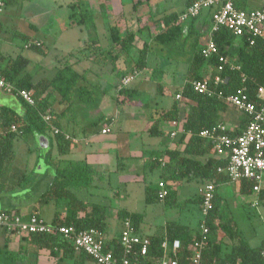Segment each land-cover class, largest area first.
<instances>
[{"label":"trees","instance_id":"1","mask_svg":"<svg viewBox=\"0 0 264 264\" xmlns=\"http://www.w3.org/2000/svg\"><path fill=\"white\" fill-rule=\"evenodd\" d=\"M193 1L186 0L183 10L166 13L156 20L157 23H161V30L154 36V40L157 43L169 47L171 52L173 47L178 46V44L183 46H186L188 42L190 44V64L186 74V82L180 89L187 103V108H184L183 130L179 134L177 143H182L186 138L188 139L185 141V147L182 151L175 148H165L152 150L149 153L150 156L146 163L147 172L160 170L161 173L156 183L145 187V199L148 203L160 200L158 196V181L160 179L167 181L170 185L169 194L164 199L170 204L175 202L177 194V190L172 186L171 182L182 179H199L203 184L213 182L215 184L213 208L205 216V223L209 231L205 235L201 233L203 197L200 193H197L195 196L188 198L190 202L197 204L201 214L197 227L194 228L188 224L175 221L167 222L163 233L147 235L149 238L147 255H141L139 250L126 255L131 261L138 264H153L155 260L164 255L162 244L165 240L172 243L174 240L179 239L182 242V246L178 250L177 256L182 264H189L192 252L191 246L195 240L205 239L206 246L202 251V264H264L262 256L264 237L260 244L252 246L241 232L227 200L219 192L221 184L231 181L228 175L218 171V167L226 165L227 159L213 156L211 154L213 143L201 135L202 129L212 128L219 122H224V115L232 108L219 96V91L223 92L224 95H228L246 86L248 92L255 97L257 88L264 86V37L256 38L255 43L251 44L248 37L237 36L229 28L223 26L213 37L219 53L212 55L210 58H205L202 54L204 47L202 38L210 29L212 10L202 12L204 21L200 27L194 22L201 15L186 21H178L180 14ZM250 1L236 0L235 4L239 8H246L249 6ZM4 2L5 5H8L12 2H18V0H4ZM142 2L144 3V1H139L136 4ZM83 16L84 18L79 19L78 22H83L86 25L91 22V19H85V15ZM110 35L112 40L111 48L120 46L124 53L129 56L132 55L131 50L137 40V32L130 30L125 35H122L117 25H114L110 28ZM20 36L24 43L23 47L30 44L28 48L34 49L40 54L44 53L42 42L40 45L31 44V41H35V39H30L23 34H20ZM150 51V46L145 41L138 55L133 59V65L123 73L124 76L133 73L134 70H145L148 67ZM220 55L232 58V60L241 65L240 69H225L222 73L225 81L218 85H214L211 81L210 85L216 91L214 95L210 96L208 93L195 91L193 82L206 77V66H212L211 72L207 74L211 77L210 79L215 76L214 67L220 63ZM3 57L8 58V60L5 65L0 66V76L14 82L19 88L32 91L36 101L35 105H31L19 95L13 93L18 96L25 107L24 116L18 114L10 107L0 106V192H17V188H24L30 183L31 174L26 170L20 169L14 163V139L18 135L28 132L46 134L52 131L50 124L42 117L47 112L52 116L50 123L59 128L58 115L55 114L53 109L54 95L58 94L60 100L67 104L65 111H68L72 108V98L75 92L82 101H89L93 97V89L78 85V82L84 78V74L76 70L72 65H64L52 78H41L34 82L31 77L22 74L29 64L28 57L22 54H18L15 57L8 55ZM44 93L46 94L44 95ZM176 93L177 91L174 95ZM120 96H123L124 99H118V104H122L125 99H135L137 94L135 90L126 87L120 90ZM181 110V103L175 98L172 106L168 109H163L160 117L156 119L157 121L150 126L148 130L150 134L153 136L165 135L166 130L161 127L162 123L181 119ZM101 120L98 119L93 125L99 124ZM246 123L247 118L243 115L238 127L233 131L228 130L227 132L232 136L238 135L242 132ZM12 126H15L16 129L13 130ZM54 134L59 154H67L72 146V141L62 131ZM188 134H190L189 137L187 136ZM163 158L167 159L165 165H162L161 160ZM94 175L95 171L85 162L58 168L53 180L34 201V207L30 214L40 215L38 209L53 202L65 207L67 214L61 217L59 211H56L52 222L47 221L48 223L56 226H74L77 230L93 228L97 229L102 235L109 233L110 225L107 206L97 202L87 203L75 191L76 189L90 187ZM238 183L242 193L253 192L254 183L252 181L242 180ZM258 200L264 206V188L259 192ZM0 211L15 212L25 218L30 215H23L18 208H7ZM81 212H83V215H81ZM126 218H130L134 227L140 231L143 214L126 209L117 211L116 219L121 224ZM5 230L10 234L19 233L17 229ZM120 232H117L112 240H104L105 250H112L118 256L124 254L120 241ZM24 235L30 237L32 241L39 245L49 248L52 252L55 249H63L64 255L67 256L76 252L73 242L58 232L29 233ZM79 257L92 259L90 255L83 251L79 252Z\"/></svg>","mask_w":264,"mask_h":264},{"label":"crops","instance_id":"2","mask_svg":"<svg viewBox=\"0 0 264 264\" xmlns=\"http://www.w3.org/2000/svg\"><path fill=\"white\" fill-rule=\"evenodd\" d=\"M34 1L35 3L33 4L42 7L41 10L47 15V25L45 24V27L41 28V30H43V34L53 38V48L56 54L49 57L51 52L45 47V40L30 34L31 31H38L37 24L29 23L27 30L30 32L21 33L20 31H16L15 35L20 39V34H23L30 39L41 41L44 47V53L41 54L43 56V64L40 67H46L47 65L51 69L56 68L57 70L51 77L42 76L35 79L31 70L27 69L28 65H30L29 59V64L22 74L31 77L32 81L36 82L41 78H52L60 68L69 64L84 74V78L78 82V85L93 89V97L89 101H82L75 92L72 98V108L65 111L67 104L60 100L58 94L54 95L55 102L53 109L55 114L58 115V127L72 141V146L67 154L60 155L56 144L53 159L50 155H44L45 157L41 156V159L44 158L46 164L51 166V169L45 168L38 170V173L34 172V170L29 172L32 175L30 183H33V185L30 184L31 188L35 187L38 192L40 191L39 196L53 180L58 168L84 162L90 165L95 171L93 182L90 187L76 189L75 191L87 203L93 202L90 201V197L93 195L92 187L95 181L100 180L102 177L105 180L108 177L109 180H115L120 183H131L135 180L145 181L146 175L152 173L146 170V163L150 156L149 153L152 150L175 148L182 151L185 147V141L188 139L186 138L182 143H177L180 133L176 137H172L169 134V131L171 132L172 130L171 121H164L162 123L161 127L166 130L165 136L167 137L164 141L156 139L155 137L158 136H153L148 131L150 126L160 117L161 111L170 108L173 104L172 102L170 106V102H164V96H171L175 99V95L181 93L180 89L186 82V74L190 62L189 57L185 65H178L176 70L170 71L171 63L174 61H167L165 59V53L160 52L164 49L170 51V48L154 40V36L161 30V23H157L156 20L166 13L183 10L186 0H170V5L166 3L168 0ZM139 1H144V3L136 4ZM45 2L48 4L47 8L44 6ZM251 3H253V6H257L259 1L255 0ZM178 4L181 5L180 8L178 10L174 9ZM52 5L57 7L59 14H55L50 10ZM83 15H85V19H91L88 27L83 22H78L79 19L84 18ZM203 17L204 14H201L195 20L194 23L198 27L203 24ZM2 19L3 17L0 18L1 36L3 33ZM74 22L80 25L78 30ZM114 25H117L122 35H125L130 30L137 32V40L134 43V48L131 50L132 55L129 56L124 53L120 46H113L111 48L110 28ZM56 28H58V31H54ZM146 32H148L147 35ZM207 35L208 32L202 38L204 43ZM145 36H148V38L146 39ZM145 41H147L151 49L148 67L142 70L143 74L140 75L141 77L133 86L129 87V89L135 90L137 97L133 100L125 99L122 104H118V99H124V97H119L120 92L117 86L124 76L123 73L133 65V59L138 55ZM77 45L84 46L85 52H81L79 55L74 53ZM187 45H190L189 42ZM155 47L159 49L158 54L155 52ZM4 53V51H0V66L5 65L8 60V58L3 57L5 55ZM45 59L47 60L45 61ZM149 69L150 72L148 73L147 71ZM211 69L210 66H206L205 75ZM151 73L152 75H149ZM153 74H156L157 77L152 81ZM176 91L177 93L174 95ZM0 93L2 94L0 106L10 107L18 114L25 115V107L17 95H10L13 93H7L2 89H0ZM146 93L151 94L153 100L150 102L155 99L160 100L154 102L155 105H159L155 110L151 109L149 100L146 101L148 97L144 98L145 101L141 99L142 94ZM160 96L163 98L162 100ZM8 100H10L9 103H7ZM181 108V112L185 113L184 108H187V105L181 103ZM242 117L243 114L232 107L224 115V122L227 124L229 130L233 131L238 127ZM98 119L102 120L94 126V122L98 121ZM120 122L124 125V128H121L120 131L124 133L123 135L113 133V125ZM107 125L110 128L112 126L111 131L103 133L102 129ZM38 135H40L39 140L42 142L40 145L39 141L41 149L49 147L51 138L55 140L53 131ZM131 146L134 147L133 151L129 150ZM211 154L215 156L213 151H211ZM121 157L123 158L121 159ZM115 158L118 159L117 163L114 161ZM42 171H44L43 174L41 173ZM113 172L114 174H118L117 178L113 177ZM32 179L37 180V182H33ZM179 181L187 182L189 180L182 179L173 181L171 182L172 186L174 187ZM202 184L199 185L197 193H199ZM232 184L237 192L242 193L239 183L233 181L221 184L219 192H221L222 188L233 187ZM28 187L29 184L24 188H17L18 193L23 191V199L18 198L19 195L16 191H1L0 201L5 202L9 201V199H12V201L6 206H0V210L18 208L23 215L28 216L32 212L34 201L38 198V196L33 199L30 198V190ZM242 194L249 198L255 195L256 198L254 192ZM249 198L245 199L244 206L250 201ZM254 199H251V202H249L252 207L255 206ZM44 206L46 210L50 207L49 211L53 215V218L56 211H59L61 217L67 214L65 207L53 202ZM40 208H43V206ZM40 208L38 212L44 217L40 212ZM24 209L27 211H24ZM81 215H83V212H81ZM44 219L46 220L45 217ZM120 231H116V233ZM113 237H115L113 231L103 235L105 241H110ZM0 264L96 263L92 259L80 258L78 251L69 256L64 255L63 249H55L52 252L49 248L32 241L30 237L20 233L10 234L5 228L0 226Z\"/></svg>","mask_w":264,"mask_h":264},{"label":"built area","instance_id":"3","mask_svg":"<svg viewBox=\"0 0 264 264\" xmlns=\"http://www.w3.org/2000/svg\"><path fill=\"white\" fill-rule=\"evenodd\" d=\"M253 1L255 0H251L250 3ZM258 1L257 6L249 3L250 5L246 8H239L235 4L236 0H194L180 14L178 21H186L200 16L203 11L212 10L210 29L202 49L204 57L210 58L212 55L219 53L213 37L223 26L229 28L237 36L248 37L251 44L255 43L256 38L264 37V0ZM4 6V0H0V18ZM32 43L40 45L41 41L35 40L31 41ZM29 45L27 44L26 47L28 48ZM219 61L220 63L214 67L215 76L212 79L209 75H206L205 78L193 82L195 91L208 93L210 96L216 94L215 89H212L210 84L213 82L214 85H218L225 81L222 76L225 69L239 70L241 67L240 64L225 55H220ZM210 68H212L211 65ZM141 74L142 70H134L133 73L123 76L117 86L118 91L130 87L131 83ZM0 89L7 93L19 95L31 105L36 103L32 91L19 88L14 82L6 80L2 76H0ZM219 96L231 107L246 116V126L241 133L232 136L227 132L229 130L227 124L219 122L212 128L202 129L201 135L213 143L212 151L216 157L227 159L225 166L218 167L219 172L228 175L233 182L250 180L254 183L253 192L257 195L254 205H258V194L264 188V86L257 88L255 97L248 92L246 86L228 95H224L223 92L219 91ZM175 98L182 104L187 105L181 93H177ZM42 117L50 124L54 133L61 131L50 123L52 116L49 112L42 115ZM182 122L183 119L171 121L172 130L170 135L172 137H176L182 132ZM12 129L15 130L16 127L12 126ZM110 131L109 125L102 129L103 133ZM187 136L189 137L190 134ZM166 160V158L161 160L162 165L166 164ZM158 187V196L160 200H164L169 194L170 185L167 181L160 179ZM199 193L203 197L201 211L203 219L200 229L201 233L205 235L209 231L205 223V216L213 208L215 184L213 182L204 183L200 187ZM121 225L120 241L124 254L118 256L112 250H105L103 235L97 229L77 230L74 226H56L48 223L44 217L38 214H30L25 218L15 212L0 211V226L7 230L17 229L19 233L24 234L58 232L73 242L76 251H83L90 255L96 264H138L131 261L127 255L135 250H139L141 255H147L149 238L134 227L130 218L124 219ZM181 246L182 242L179 239L174 240L172 243L165 240L162 244L164 255L155 260L153 264H182L177 256ZM205 246V239L195 240L191 246L192 252L189 264H202V251ZM262 256L264 258V250Z\"/></svg>","mask_w":264,"mask_h":264},{"label":"rangeland","instance_id":"4","mask_svg":"<svg viewBox=\"0 0 264 264\" xmlns=\"http://www.w3.org/2000/svg\"><path fill=\"white\" fill-rule=\"evenodd\" d=\"M33 3H35L34 0H18V2H12L4 6L3 12L1 13V17H3V37L1 36L0 39V51H4V54L8 56L15 57L18 54H22L28 57L30 59V65H28L27 69L31 70L35 79L42 76L51 77L57 69H51V67H48L47 65L46 67H40V65L43 64V56L34 49L23 47V40L15 35L16 31H20L21 33L30 32L29 30H27L29 23L37 24L39 28L38 31H31L30 34H33L34 36L43 38L45 40V47H47L49 52H51L49 57H52L56 54V51L53 48V38L49 37L48 35L46 36L45 34H43V30H41V28L45 27L44 25L47 22V15L43 10H41L42 7L36 6ZM166 3L170 5V0H168ZM44 6L47 8V2H45ZM180 6L181 5L178 4L174 7V9L178 10ZM50 10L55 14H59L55 5H52L50 7ZM74 23L76 24L78 30V27L80 25L77 22ZM89 24L90 23H87L86 27H88ZM54 31H58V28H56ZM147 33L148 32H146V35ZM145 38L147 39L148 36H145ZM78 45L74 53L79 55L81 52L84 53L85 49L84 46ZM154 49L158 54L159 49L157 47H155ZM189 49V45L183 46L180 44L178 45V47H174V49H172V52L171 50L169 51L166 49L161 50L160 52L165 53V59H167V61H174L170 66V71H173L177 69L178 65H185L187 63L186 61L190 57ZM46 60L47 59H45V61ZM147 72L149 73L150 69ZM149 75H152V73ZM153 75L154 76H152V81L157 77L156 74ZM140 77L141 76L134 80L131 83L130 87L133 86ZM1 97L2 94L0 93V99ZM146 97H148L146 101L149 100L150 102L151 100H153L151 94L148 93L142 94L141 99L145 101L144 98ZM160 99L162 100L163 98L160 96ZM163 100L167 103L170 102L171 106L174 99L171 96H164ZM155 101L160 100L155 99L154 101L150 102V107L153 110H155L159 106L154 104ZM9 102L10 100L7 101V103ZM159 108L162 109L161 107ZM183 117L181 119H183ZM113 126V133L122 135L124 134L120 132L121 128H124L122 122L115 123ZM39 137L40 135H38V133L28 132L23 135H18L14 139V163L20 169L26 170L27 172H32L34 170V172L36 173H38V170H43L45 168L51 169V166L47 165L44 158L41 159V156L50 155L53 159L55 156L56 142L54 138H51V144L49 145V147L41 149V147L39 146ZM155 138L160 141H164L167 137L163 135ZM41 144L42 142L40 141V145ZM129 150L133 151L134 147H129ZM122 158L123 157H121V159ZM114 161L115 163H117L118 159L115 158ZM41 173L43 174L44 171H42ZM160 173V170H156L152 173H148L146 175L145 181L135 180L131 183H120L115 180H109L108 177L106 178V180L102 177L100 178V180L95 181L94 186L92 187L93 195L90 197V201L102 203L107 206L110 232L113 231V234L116 235V231H120L121 229V222L116 219V211L120 209H126L132 212H139L143 214V222L140 225V231L144 234H161L165 230L166 223L170 221L188 224L191 227L198 226L199 220L201 219V214L199 212L197 204L190 202L188 198L193 197L195 196V194H197V189L199 185L202 184V182L199 179H193L187 182L179 181L174 186V188L177 189V194L175 196V202L172 204L167 203L165 200L148 203L145 199V187L149 184L153 185L155 181L159 179ZM112 175L115 178L118 177V174H114V172L112 173ZM32 181L35 183L37 182V180L35 179H32ZM30 184L33 185V183H29L28 187L30 190V198L33 199L38 196L40 191L38 192L35 187L31 188ZM22 192L23 191L19 193L17 192V194L19 195L18 198L20 199L24 198ZM221 192L224 198L227 200L229 208L231 209V213L237 221L243 235L249 240L252 246L260 244L262 238L264 237V206L261 205V203H258V205L252 207L249 202H251V199L255 198V195L250 198L246 197L242 193L237 192V190H235L234 188V185L233 187L222 188ZM246 198H249L250 201H248V204L244 206L243 203ZM11 201L12 199H9V201L5 202L0 201V206H6ZM44 207L45 206H43V208H40V212L47 221L51 222L53 215H51L49 211L50 207L47 210ZM24 211L27 210L24 209ZM114 229H116V231H114Z\"/></svg>","mask_w":264,"mask_h":264}]
</instances>
